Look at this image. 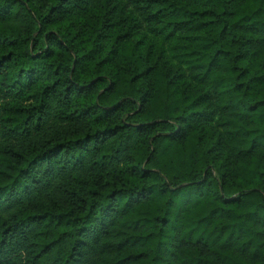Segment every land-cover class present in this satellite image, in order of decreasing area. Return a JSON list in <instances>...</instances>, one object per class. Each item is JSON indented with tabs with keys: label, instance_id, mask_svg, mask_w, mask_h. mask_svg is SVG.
I'll return each mask as SVG.
<instances>
[{
	"label": "trees",
	"instance_id": "trees-1",
	"mask_svg": "<svg viewBox=\"0 0 264 264\" xmlns=\"http://www.w3.org/2000/svg\"><path fill=\"white\" fill-rule=\"evenodd\" d=\"M0 264H264V0H0Z\"/></svg>",
	"mask_w": 264,
	"mask_h": 264
}]
</instances>
